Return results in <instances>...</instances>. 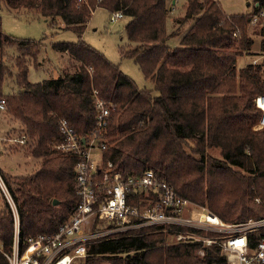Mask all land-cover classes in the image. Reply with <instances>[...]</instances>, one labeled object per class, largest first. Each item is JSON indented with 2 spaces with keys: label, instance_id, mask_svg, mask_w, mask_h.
I'll use <instances>...</instances> for the list:
<instances>
[{
  "label": "trees",
  "instance_id": "obj_1",
  "mask_svg": "<svg viewBox=\"0 0 264 264\" xmlns=\"http://www.w3.org/2000/svg\"><path fill=\"white\" fill-rule=\"evenodd\" d=\"M169 2L0 0L11 9H34L50 24L61 21L63 28L80 33L96 7L109 13L121 10L127 42L120 53L132 58L153 86L138 87L117 63L82 39L52 44L76 61L73 70L64 67L56 78L29 81L28 66L37 62L43 43L9 35L0 22V97L6 101L0 110V155L20 157L13 170L0 166V175L18 205L21 239L53 232L72 214L78 202L73 170L79 159L55 150L62 140L58 125L65 119L78 135L86 136L95 125L96 96L110 107L102 154L113 170L128 176L152 169L180 196L226 222L264 215V128H254L260 115L254 98L264 93L255 74L264 71L263 62L245 64L246 75L235 83L217 78L222 50L242 54L251 49L249 18L264 0H253L250 13L229 15L218 0H184L168 29ZM181 30L178 44L170 45L169 39ZM257 33L264 36V27ZM11 47L17 51L14 56L8 52ZM259 52L264 53V38ZM219 75L234 78L235 71L221 68ZM7 78L15 85L5 93ZM21 133L25 144L10 140ZM216 149L217 156L212 154ZM127 202L138 200L128 196ZM104 226L101 221L94 228ZM132 231L93 241L83 264L224 262L215 244L203 246L204 255L199 256V241L174 242L172 232L152 227ZM12 234L10 209L0 199V264H6L1 249L10 247ZM255 238L250 236V241Z\"/></svg>",
  "mask_w": 264,
  "mask_h": 264
},
{
  "label": "built area",
  "instance_id": "obj_2",
  "mask_svg": "<svg viewBox=\"0 0 264 264\" xmlns=\"http://www.w3.org/2000/svg\"><path fill=\"white\" fill-rule=\"evenodd\" d=\"M122 16L121 10L113 11L110 21ZM249 24L264 27V4L252 13ZM258 76L264 84V71ZM5 103V98L0 97V110L5 109ZM94 104L95 125L86 136L78 135L65 119L59 121L62 140L54 148L71 152L79 159L73 170L78 202L56 230L21 239L18 205L0 175V199L7 203L13 219L10 247L1 249L6 264H83L93 241L127 236L134 233L132 230L146 227L172 232L170 240L174 242H201L199 256L204 255L203 246L215 244L224 255L223 264H264V215L226 222L206 206L180 196L152 169L123 176L112 169L111 161L104 163L102 150L108 140L110 107L97 96ZM254 104L260 109L254 128H264V93L255 96ZM10 140L25 144L26 135L21 133ZM128 196L137 197L138 203L127 202ZM101 221L106 226L94 228ZM253 235L256 238L252 243Z\"/></svg>",
  "mask_w": 264,
  "mask_h": 264
},
{
  "label": "rangeland",
  "instance_id": "obj_3",
  "mask_svg": "<svg viewBox=\"0 0 264 264\" xmlns=\"http://www.w3.org/2000/svg\"><path fill=\"white\" fill-rule=\"evenodd\" d=\"M225 13H248L253 6V0H218ZM184 0H178V8L173 12L174 8L169 12L170 19L167 22L168 29L171 28L173 18L182 12L181 6ZM170 6V2H169ZM0 22L3 31L16 38H31L35 40L41 39L43 46L40 47L37 54V62L33 61L28 66L27 78L29 81L36 82L44 79L56 78L60 75L62 69L76 67V61L71 59L63 51H59L52 45L55 41H76L82 39L91 46L102 52L109 60L117 63L120 69L135 81L138 87L152 88V82L143 77V74L137 63L132 58L123 57L120 48L127 42L124 25L126 18H119L115 22L110 21V13L103 7H96L83 32H75L71 29L63 28V23L59 21L57 25L50 24L42 17H38V13L34 9H26L23 7L11 9L0 4ZM250 25V24H249ZM260 26H249V35L254 40L249 52H243L240 55L236 68L241 66L244 61L250 59L252 64L263 62V57L253 62L255 52L260 48V35L257 30ZM184 30V27L182 28ZM180 32V31H179ZM177 32V33H179ZM168 43L172 45L173 38ZM9 54L16 55L17 51L14 47L8 49ZM248 54V55H247ZM11 56V57H12ZM6 59L11 60L9 56ZM261 72L256 73L258 76ZM15 80V77L13 78ZM237 82V81H236ZM15 85V84H14ZM12 78H7L4 83L3 91L6 93L9 87L14 86ZM212 154L219 155L218 150H213ZM99 156L96 155V158ZM20 159L17 155H0V166L4 169L13 170L17 161ZM22 162V161H21Z\"/></svg>",
  "mask_w": 264,
  "mask_h": 264
},
{
  "label": "crops",
  "instance_id": "obj_4",
  "mask_svg": "<svg viewBox=\"0 0 264 264\" xmlns=\"http://www.w3.org/2000/svg\"><path fill=\"white\" fill-rule=\"evenodd\" d=\"M254 4H257V2H255ZM178 5H179V3H178V0H171V5L169 6V8H170V11H171V9H173L174 8V10H173V12H175L176 10H177V8H178ZM175 6H177V8H175ZM222 7V6H221ZM172 12V11H171ZM250 12H252V9H251V11ZM250 12H248V13H250ZM227 15H229V14H234V13H226ZM180 14H177L176 15V17L177 16H179ZM171 27V26H170ZM183 32L184 31H180L179 33H177V34H175L173 37H171V38H173V43H172V45H177L178 44V42H179V39H180V37L182 36V34H183ZM262 38H264V36H261L260 37V40L262 39ZM260 46V45H259ZM259 49H258V51H256L255 52V56L253 57L254 59L256 58H258V56L259 57H263V59H264V53L262 52H259ZM245 53H242V54H238L237 53V51L236 50H234V49H224V50H222L221 51V67L218 69V71H217V78H218V80L220 81V82H223V83H235L236 81H237V79H238V77L239 76H244V75H246V73H245V70H244V66H245V64H247L248 62H251V58H252V56H251V58L249 59V60H247V61H244V63L241 65V66H243V67H239V68H236V65H237V62H238V58H239V56L240 55H244ZM66 55H68V54H66ZM248 55V54H247ZM221 68H223V70L224 69H229V70H234L235 71V76H234V78H229V79H221V77H220V75H219V71L221 70Z\"/></svg>",
  "mask_w": 264,
  "mask_h": 264
},
{
  "label": "water",
  "instance_id": "obj_5",
  "mask_svg": "<svg viewBox=\"0 0 264 264\" xmlns=\"http://www.w3.org/2000/svg\"><path fill=\"white\" fill-rule=\"evenodd\" d=\"M52 203L55 205V204L58 203V201H57L56 199H53V200H52Z\"/></svg>",
  "mask_w": 264,
  "mask_h": 264
},
{
  "label": "bare ground",
  "instance_id": "obj_6",
  "mask_svg": "<svg viewBox=\"0 0 264 264\" xmlns=\"http://www.w3.org/2000/svg\"><path fill=\"white\" fill-rule=\"evenodd\" d=\"M58 122V121H57ZM108 126V125H107ZM60 133V132H59ZM3 249V248H2Z\"/></svg>",
  "mask_w": 264,
  "mask_h": 264
}]
</instances>
